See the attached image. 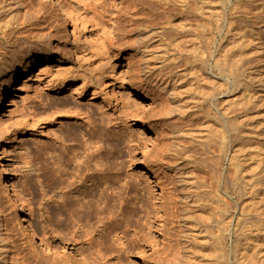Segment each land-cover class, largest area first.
Returning <instances> with one entry per match:
<instances>
[{
  "label": "rangeland",
  "instance_id": "1",
  "mask_svg": "<svg viewBox=\"0 0 264 264\" xmlns=\"http://www.w3.org/2000/svg\"><path fill=\"white\" fill-rule=\"evenodd\" d=\"M19 1L32 3V13L40 10L39 25L0 42V80L29 54L41 56V63L15 85L0 108V145L8 144L4 162L25 218L53 253L45 254L28 240L0 179V264L70 262L78 249L98 264H207L203 241L223 236L221 227L206 221L207 209L223 197L228 164L219 143L209 147L204 141L203 126L217 113L215 107L209 103L187 112L178 107L172 87L163 93L158 82L162 86L154 88L156 79L173 71V32L166 24L168 18L174 21L172 13L132 14L141 21L128 35L125 19L131 14L120 0H51L67 16L45 0ZM20 16L23 20L25 11ZM115 38L122 40L116 43ZM109 42L117 46L110 49ZM256 51L247 66L256 77L250 84L256 100L240 118L264 136V56ZM140 65L151 67L148 82L138 75ZM61 80L71 89L48 90ZM146 105L152 108L145 110ZM84 142L95 144L85 147ZM163 142L174 145L167 157H159ZM85 148L99 155L88 161L89 172L81 164L86 182L79 184V163L71 158L84 159ZM168 169L181 173L183 183L171 180ZM74 179L75 189L70 187ZM172 199L189 204V230L177 221L171 227L165 222ZM110 230L106 248L98 252L96 242ZM75 233L83 236L76 243L70 241ZM116 233L124 237L120 242L139 239L142 247L120 257ZM206 245L211 248L210 242ZM228 246V262L208 264H257L249 259L242 263V247ZM154 250L170 261H155Z\"/></svg>",
  "mask_w": 264,
  "mask_h": 264
},
{
  "label": "bare ground",
  "instance_id": "2",
  "mask_svg": "<svg viewBox=\"0 0 264 264\" xmlns=\"http://www.w3.org/2000/svg\"><path fill=\"white\" fill-rule=\"evenodd\" d=\"M45 1L53 9L59 10L65 16L68 15L62 6L55 5L51 0ZM120 2L122 5L125 4L123 8L127 14H131L130 19H125V22L128 21L126 24L130 27V30L126 32L128 35L134 33L138 28L134 26V23L141 21V18L133 19V16H142L145 11L159 12L162 9L164 14L172 13L174 21L170 20L173 18H168L166 24L172 28L173 32V36L170 38V46L173 47L174 54L170 62L173 71L171 70L168 75L165 73L166 77L164 78L156 79L154 88L159 89L163 84L161 90L164 93L168 85L172 87L178 98L176 102L178 107L187 112L195 108L200 109L209 103L215 107L217 112L212 118L210 116L207 118V124L202 125L206 130L205 136H203L209 147L216 143L220 144L228 168L223 176V197L207 209L208 218L206 221L221 227L223 236L218 241L212 236L203 241L202 251L205 250V252H202V257L207 260V264L209 260L228 262L230 260L228 243L231 242L234 248L242 247L238 252V259L244 260L242 263L249 259V261L255 260L257 264H264V136L256 133L253 125H248L240 118L248 110V105H251L254 99L256 100V97L250 92V84L256 77L249 73L250 69L247 66L256 49V53H262L261 57L264 56L262 48L264 45V0H120ZM22 11H25L23 20L20 16ZM32 12H34L32 3L26 4L25 1L20 2L19 0H0V42L2 40V43L11 41L16 37V33L22 35V31L27 26L39 25L40 10ZM168 17L170 16L168 15ZM119 35L121 36V34ZM122 38L113 40L117 43L118 39L122 40ZM114 42H109L110 49L117 46ZM143 51L137 49L138 53ZM1 56L2 51L0 50ZM40 57L36 54H29L14 72H8L0 80V108L5 105L8 95L14 90L15 85L23 81L25 76L41 63ZM150 68L149 65L139 66L138 75L146 82L152 76ZM174 70L176 71L174 72ZM67 82V80H61L59 83H52L48 90L63 93L71 89L70 85L66 84ZM158 82H162V84L158 86ZM151 89L153 90V87ZM150 108H152L150 105H146L144 109ZM200 128L198 129L200 130ZM189 132L194 133L191 128H189ZM91 144L95 143L84 142L83 145L87 147ZM7 146V143L0 145V179L3 181L5 195L17 211L18 222L21 228L26 231L28 240L41 246L45 254L53 253L49 245L43 243L25 218L24 204L19 195L11 188L9 172L3 157ZM173 146L172 142H163L159 157H167L172 152ZM98 155L97 151L85 148L81 154L84 159L79 161L77 155H73L71 158L72 161L79 163L77 164V173H75L76 177L80 179V181L78 180L79 184L86 182V178L81 177V164L84 165L85 170H88V163H91V160ZM96 164L98 166V163ZM102 165L104 166V164ZM169 171L173 173L172 177L170 176L171 180L176 181V184L183 183L181 173L171 169ZM74 180V182L71 181L73 183L70 182L72 184L70 187L76 184V179ZM117 201L114 199L113 203L115 204ZM188 206L187 203H180L179 199L177 201L172 199L167 212H165L167 215L165 222L171 227L177 221L189 230L190 221L186 215ZM111 233L110 230V232L100 235L99 240H101L95 244L98 252L106 248V240L109 239ZM188 235L192 237L194 234ZM82 237L75 233L70 241L76 243V238L81 240ZM115 237L117 238L116 242H119L117 245L120 257L136 247H142L138 243L139 239L132 242L127 239L120 242L124 237H119V234ZM113 238L112 241L116 243ZM172 238L173 235L170 234V241ZM210 239L214 240V243H211ZM92 240L93 237L87 239L88 242ZM206 242H210L211 248L206 245ZM207 247L210 248L209 251ZM180 249L182 250L183 247ZM181 250L174 259L178 260ZM74 252L76 257L74 261L69 257L70 262L69 260L67 262L60 261L55 264H98L95 258L92 259V255H84L83 249ZM152 256L157 262L170 261V259L162 258L157 250L153 251Z\"/></svg>",
  "mask_w": 264,
  "mask_h": 264
}]
</instances>
